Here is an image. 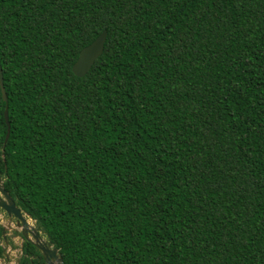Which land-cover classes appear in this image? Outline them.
<instances>
[{"label": "trees", "instance_id": "16d2710c", "mask_svg": "<svg viewBox=\"0 0 264 264\" xmlns=\"http://www.w3.org/2000/svg\"><path fill=\"white\" fill-rule=\"evenodd\" d=\"M0 65L3 185L63 264H264V0H0Z\"/></svg>", "mask_w": 264, "mask_h": 264}, {"label": "water", "instance_id": "95a60500", "mask_svg": "<svg viewBox=\"0 0 264 264\" xmlns=\"http://www.w3.org/2000/svg\"><path fill=\"white\" fill-rule=\"evenodd\" d=\"M106 30H102L101 33L88 45L82 47L78 53L77 59L73 63L71 70L76 76L85 75L95 60L102 54L104 42L106 39ZM0 95L5 103L3 109V116L7 124L5 139L9 135V123H8V106H7V96L5 89L3 87L2 71L0 65ZM0 208L3 209L8 216H13L17 219L18 226L22 227V233L27 240H29L41 253L43 260L47 264H63L62 258L58 253L57 248H55L48 241L44 240L43 237L37 232L35 228H30V225L22 210L15 204V201L8 194L4 188L3 181L0 175ZM5 226H3L2 233L5 231ZM28 233L33 237L30 239Z\"/></svg>", "mask_w": 264, "mask_h": 264}, {"label": "rangeland", "instance_id": "374dc122", "mask_svg": "<svg viewBox=\"0 0 264 264\" xmlns=\"http://www.w3.org/2000/svg\"><path fill=\"white\" fill-rule=\"evenodd\" d=\"M3 181V180H2ZM29 224L34 227V221L27 217ZM0 222L2 225L7 227L6 233L8 238L12 243L10 245L3 244L4 246V255L0 256V264H16L17 258L19 257V247L22 240L16 233L20 231L19 228L14 224L15 220L12 217H9L3 209L0 208ZM14 229V230H13ZM16 231V232H15ZM42 235V234H41ZM43 239L47 241L46 237L43 236ZM1 243V242H0Z\"/></svg>", "mask_w": 264, "mask_h": 264}, {"label": "flooded vegetation", "instance_id": "af4514ba", "mask_svg": "<svg viewBox=\"0 0 264 264\" xmlns=\"http://www.w3.org/2000/svg\"><path fill=\"white\" fill-rule=\"evenodd\" d=\"M5 212V211H4ZM23 212V211H22ZM6 213V212H5ZM24 213V212H23ZM7 214V213H6ZM25 214V213H24ZM8 215V214H7ZM9 217H12L14 218L13 216H9ZM27 220V215L25 214L24 216ZM29 218V217H28ZM31 219V218H30ZM15 222L14 224L16 225L17 228L20 229V231L18 233H16V235H18L20 237V239L22 240V242L20 243V247H19V257L17 258V263L16 264H21V260L24 259V260H27V262L29 261L30 263H34V262H38V254H36V252H38L41 256V259L43 261V264H47L43 258H42V255L41 253L39 252V250L29 241L26 239V237H24L23 233H22V227L21 226H18L17 224V219L14 218ZM32 220V219H31ZM28 221V220H27ZM29 223V222H28ZM30 225V228H32L33 226L31 224ZM36 230V225H35V222H34V227ZM7 228H5V231L4 233H2L1 231V239H0V246H1V255H4V246L3 244H7V245H10L12 243V241L9 240L8 238V234L6 233V230ZM14 230V229H13ZM16 232V231H15ZM37 232L41 235L42 232L37 230ZM43 235V234H42ZM41 235V236H42ZM28 236L30 239H33V237L30 235V233H28ZM44 236V235H43ZM48 241V240H47ZM49 242V241H48ZM50 243V242H49ZM51 244V243H50ZM26 263V262H25ZM29 264V263H28Z\"/></svg>", "mask_w": 264, "mask_h": 264}, {"label": "crops", "instance_id": "0c3cea01", "mask_svg": "<svg viewBox=\"0 0 264 264\" xmlns=\"http://www.w3.org/2000/svg\"><path fill=\"white\" fill-rule=\"evenodd\" d=\"M0 224H1V222H0ZM2 225V224H1ZM4 225H2V227H3Z\"/></svg>", "mask_w": 264, "mask_h": 264}, {"label": "clouds", "instance_id": "9594fccd", "mask_svg": "<svg viewBox=\"0 0 264 264\" xmlns=\"http://www.w3.org/2000/svg\"><path fill=\"white\" fill-rule=\"evenodd\" d=\"M3 229V228H2Z\"/></svg>", "mask_w": 264, "mask_h": 264}]
</instances>
